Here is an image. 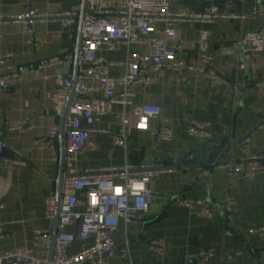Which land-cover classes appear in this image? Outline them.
Instances as JSON below:
<instances>
[{"label":"crops","instance_id":"obj_1","mask_svg":"<svg viewBox=\"0 0 264 264\" xmlns=\"http://www.w3.org/2000/svg\"><path fill=\"white\" fill-rule=\"evenodd\" d=\"M82 2L0 0V15H17L30 9L76 11L80 15ZM258 5L264 6V0H171L172 12H201L216 7L222 15L247 16L243 20L221 17L211 23L184 19L174 23L181 40L197 41L202 31L210 32L208 51L216 58V66L229 84L218 85L201 75L166 67L160 81L134 87V103L156 102L162 115L169 119L173 139L158 144L151 131L133 129L126 145L117 146L108 136L97 134L85 142V150L75 162L79 171L125 165L137 168L144 163L171 169L150 182L153 197L142 223L129 226L122 223L115 235L119 247L127 243L131 264H197L198 251L209 248L215 250V255L208 264H264V237L250 233L252 227L264 224V171L251 179L230 181L225 170L190 165L188 157L181 165L175 163L187 151L196 153L202 144L213 153L228 147L219 162L240 158V141L247 137L251 153L264 152V128L257 127L264 121V51L258 55L221 52L224 44L237 42L245 32L264 24L263 18L250 16ZM78 27L79 16L69 27L59 18L39 19L33 25L35 43L39 44L36 47L27 42L23 22L0 21V54H12L1 71L66 53L75 55ZM129 49L148 51V46L122 45L114 51L100 52L109 61L125 62ZM198 53L195 46L178 53L176 58L191 62ZM57 72L73 74L74 62L48 69V80L27 71L20 88L0 90V138L10 150L8 158L0 159V181L7 178L10 182L6 192L0 193V252L32 245L34 229L53 226L48 215L51 212L54 215L56 210L59 159L55 162L49 151L38 149L36 140L52 129H60L61 115L55 113L53 98ZM123 72V67L114 66L110 73L112 77H120ZM113 110L120 112L122 107L115 105ZM126 110L130 112L131 108ZM45 112L48 113L42 117ZM191 119L210 123L212 137L207 141L190 137ZM19 120H29L33 128L24 133L10 131L9 126ZM83 125L116 130L119 123L115 114H111L83 121ZM57 143L59 155V135ZM229 194L236 200L231 207L225 202ZM182 198L207 202L213 218L202 217L199 206H184L179 201ZM153 239L166 241L162 259L148 248ZM107 264H126V261L116 255Z\"/></svg>","mask_w":264,"mask_h":264},{"label":"built area","instance_id":"obj_2","mask_svg":"<svg viewBox=\"0 0 264 264\" xmlns=\"http://www.w3.org/2000/svg\"><path fill=\"white\" fill-rule=\"evenodd\" d=\"M76 11L40 12L30 9L17 15H0V21H21L27 42L35 44L33 25L39 19L59 18L65 27L76 23ZM252 17L264 19V6L252 9ZM246 19V15H222L216 7L201 12L181 10L171 11V0H87L82 26V38L78 71L73 82L72 73L57 72L56 115H61L67 94L74 90V98L69 106L64 123L66 162L62 181V197L59 204L58 230L52 259L49 262L52 246V225L36 228L33 231L32 245L18 246L0 252V264H107V260L118 255L129 262L127 243L119 247L115 235L122 223L139 225L149 210L153 197L150 182L169 168L144 163L137 168L125 166L102 167L79 171L75 162L85 150V142L97 134L108 136L117 146H125L131 130L151 131L158 144L173 139V129L169 119L161 113L156 102L142 105L134 103V87L151 85L160 81L171 66L180 73L189 72L209 78L218 85L229 84L219 72L216 58L208 51L209 31H202L197 41L179 39L174 23L178 19L195 22H214L218 18ZM159 24H163L162 27ZM148 46V51H128L125 62L109 61L101 50L114 51L122 45ZM198 47L195 60H177V54L191 47ZM264 51V24L258 29L245 32L239 41L226 43L221 52L232 55L238 52L258 55ZM12 54H0V90L23 85V74L34 71L39 77L48 80V69L74 62L75 55L66 53L18 65L2 72L1 67L10 60ZM121 66L124 72L120 77L111 76V68ZM186 78V76H185ZM187 79V78H186ZM115 105H121L120 112H114ZM127 107L131 108L127 112ZM48 112L42 113L45 117ZM115 114L119 126L92 128L83 121ZM33 128L29 120H19L9 126L10 131L28 132ZM264 128V122L258 126ZM190 137L207 141L212 135L211 124L191 119L188 126ZM57 128L36 140L37 148L49 151L53 161L58 155ZM248 137L240 141L242 156L220 162L216 167L226 171L230 181L239 178H253L264 171V152L251 153ZM16 163L25 165L23 161ZM10 187L8 179L0 181V193ZM186 207H200V215L213 218V211L207 202L196 199H179ZM226 205H235L234 196L225 197ZM82 207L80 210L79 208ZM53 213L48 218L53 220ZM73 229V230H71ZM251 234L264 237V224L250 229ZM0 231V236H1ZM150 252L161 259L166 252L164 239H153L148 243ZM215 250L200 249L197 264H208ZM231 259V256H229Z\"/></svg>","mask_w":264,"mask_h":264},{"label":"water","instance_id":"obj_3","mask_svg":"<svg viewBox=\"0 0 264 264\" xmlns=\"http://www.w3.org/2000/svg\"><path fill=\"white\" fill-rule=\"evenodd\" d=\"M86 2L87 0H83L82 7L79 15V27H78V34H77V44L75 48V57H74V79L73 82L75 83V76L78 71V64H79V57H80V48H81V36H82V26H83V20H84V14L86 10ZM74 98V90L70 92L68 102L65 105L61 118H60V129H59V175L57 179V186H56V210L54 212L53 216V226H52V246H51V252H50V258L49 262L52 259L56 236H57V230H58V216H59V204L62 197V181H63V175L65 170V162H66V141H65V135H64V123L65 119L68 113V109L70 106V103L72 102ZM264 121L260 122L262 124ZM258 125V126H259ZM257 126V127H258ZM244 139V138H243ZM242 140V139H241ZM228 147H225L223 150L217 151L213 153L212 151H209L204 144L200 145L197 149L196 153L191 154V151H187L185 154L180 155L175 163L176 165H181L184 158L188 157V164L190 165H201L205 167H216L220 162L219 158L221 157L222 153L226 151ZM10 156V150L6 145L3 143L2 139L0 138V159H6ZM210 171V169H209ZM49 264V263H48Z\"/></svg>","mask_w":264,"mask_h":264}]
</instances>
